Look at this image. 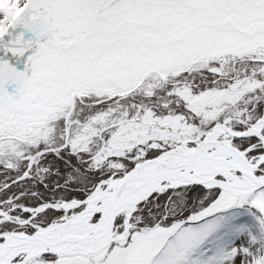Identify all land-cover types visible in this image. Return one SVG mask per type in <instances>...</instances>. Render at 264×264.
<instances>
[{
  "label": "snow or ice",
  "instance_id": "6c2138e0",
  "mask_svg": "<svg viewBox=\"0 0 264 264\" xmlns=\"http://www.w3.org/2000/svg\"><path fill=\"white\" fill-rule=\"evenodd\" d=\"M0 264H264V0H0Z\"/></svg>",
  "mask_w": 264,
  "mask_h": 264
}]
</instances>
